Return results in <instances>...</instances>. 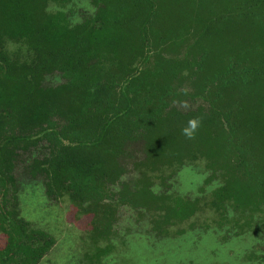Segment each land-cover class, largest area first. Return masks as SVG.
I'll use <instances>...</instances> for the list:
<instances>
[{
    "label": "trees",
    "instance_id": "trees-1",
    "mask_svg": "<svg viewBox=\"0 0 264 264\" xmlns=\"http://www.w3.org/2000/svg\"><path fill=\"white\" fill-rule=\"evenodd\" d=\"M70 1L0 0V264L52 245L5 204L19 157L46 196L86 203L93 239L122 205L157 236L205 210L264 230V0H87L78 21ZM184 164L215 182L203 199L154 190Z\"/></svg>",
    "mask_w": 264,
    "mask_h": 264
},
{
    "label": "rangeland",
    "instance_id": "rangeland-1",
    "mask_svg": "<svg viewBox=\"0 0 264 264\" xmlns=\"http://www.w3.org/2000/svg\"><path fill=\"white\" fill-rule=\"evenodd\" d=\"M65 9L71 21L92 12L87 0H71ZM133 151L137 152V146ZM25 164L20 157L15 162L14 187L8 191L14 196L5 204L32 228L52 238L38 264H90L96 245L108 248L101 256L103 264H264V230L259 224L242 232L227 219L230 214L220 220L209 210L172 225L164 237L152 230L147 214L122 205L116 207L108 237L93 239L94 212L85 210L86 203L79 205L67 196H46L42 178L31 175ZM206 176L201 164H184L166 175L164 185L156 183L154 190L203 199L215 186V182L204 183ZM3 241L0 232V247Z\"/></svg>",
    "mask_w": 264,
    "mask_h": 264
},
{
    "label": "clouds",
    "instance_id": "clouds-1",
    "mask_svg": "<svg viewBox=\"0 0 264 264\" xmlns=\"http://www.w3.org/2000/svg\"><path fill=\"white\" fill-rule=\"evenodd\" d=\"M200 117L190 118L185 126L181 129L182 135H184L187 139H195L196 133L201 125Z\"/></svg>",
    "mask_w": 264,
    "mask_h": 264
}]
</instances>
